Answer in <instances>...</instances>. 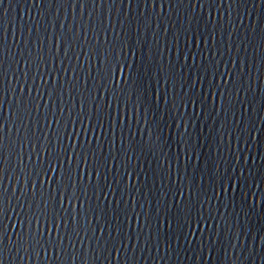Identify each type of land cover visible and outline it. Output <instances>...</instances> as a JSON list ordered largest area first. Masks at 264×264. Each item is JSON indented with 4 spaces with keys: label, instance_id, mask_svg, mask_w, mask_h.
<instances>
[{
    "label": "water",
    "instance_id": "water-1",
    "mask_svg": "<svg viewBox=\"0 0 264 264\" xmlns=\"http://www.w3.org/2000/svg\"><path fill=\"white\" fill-rule=\"evenodd\" d=\"M46 2L44 0L45 5L35 6V0H0V35L9 46V52L17 49L14 59H20L19 51L23 48L24 56L28 55V49L23 43L24 35H28V27L32 28L30 38H33L37 25H40L41 34H44L45 26L50 20L49 31L59 33L60 20L65 19L66 26L67 19L75 21V18L80 17L79 7L74 9L72 4L66 7L61 4L48 9ZM161 3L162 0H156L153 6L149 0L145 10V0H134L131 7L127 0H124L123 7L120 0H115V4L106 3L101 10L97 5V9L93 11L89 2L84 18L87 20L92 13L95 26L89 25L87 36L81 34V44L68 57L64 56L61 48L59 59L56 60L57 64L62 62L69 66V75L73 71L78 75V81H73L76 87L71 93L72 98H69L68 86L65 85L63 89V100L67 102L63 113L60 110L61 90L56 89L55 117L59 118V132L63 143L69 145L68 150L72 151L69 142H75L77 135L81 140L85 137L84 130L80 128L81 121L77 119L74 124L68 118L74 104L72 115L76 116L83 109V122L89 125L87 136L92 138L93 130L95 131L98 139H92V146L97 152L102 147L103 155L100 159H106L110 169L101 172L99 177L95 170L91 177L87 174L84 176L86 185L99 184L103 187V191L99 192V201H106L99 205L104 209L105 215L98 223L93 221V225L88 226V233L91 234L94 227L93 236L103 235L107 238L111 235L116 237L117 244L121 241L129 243L127 249L120 248L119 257L115 249L111 253L105 251L97 261L89 254L88 264H264V124L260 121L264 111L259 110L260 103L264 101V43H261L258 23L264 17V7H255L257 0H239L231 7L222 3V0H215L213 5L205 2L203 8L197 4L191 28V34L200 37L197 46L195 39L186 43L187 37L182 34L188 27L187 15L193 13V9L179 0H163L162 6ZM219 12L222 18L217 16ZM180 16H185L183 27L178 19ZM253 24H256L255 31ZM115 33H119V37ZM204 36L207 37V46ZM120 38L127 43V57H121L122 60H127L123 66L127 83L121 79L120 67L117 65L113 69L112 65L106 66L104 56L100 55L108 51L111 44L118 45ZM209 47L212 52H216L214 58L208 55ZM148 48L156 51L152 63L141 59L142 51ZM47 52L45 41V54ZM52 52H56L55 44ZM205 56L208 58L205 59ZM161 62L164 71L157 72ZM23 65L24 60L20 59V66ZM4 66L7 68L8 63L5 62ZM12 68H19V64L13 62ZM225 69L232 70L236 77L235 87L231 83L227 85L231 89V95L228 91H223L225 84L221 80H229V73ZM60 74H64L63 68L60 69ZM249 74L254 82L245 92ZM19 75L20 80L24 81V72L20 71ZM52 75L55 76L56 73L53 72ZM31 79L29 76V83ZM242 83L244 87L240 86ZM217 87L223 91V101L221 91H216L215 95L209 91L210 88ZM24 95H28L27 91ZM33 95L35 96V89ZM43 98L48 99L47 92ZM36 99L39 100L40 97L36 96ZM241 100L244 102L243 106ZM222 102L228 109L227 113L216 110ZM202 105L205 109L203 112ZM4 107L7 108V103ZM43 108L41 105V109ZM245 108H248L247 118L255 117L260 138L248 141V146L244 148L245 155L237 159L234 155L237 141L239 139L243 144L244 140L234 131L237 128L235 121H240L245 115ZM252 108L258 110L253 112ZM33 111L35 112V105ZM179 113H187L185 119L191 116L187 125L191 143L187 150L184 145L188 137L180 135L185 130V125L181 123L177 131L175 122ZM47 116L52 118L51 106ZM239 126L244 127L243 122ZM51 128L57 129L54 120ZM74 128L80 129L79 133ZM44 129L48 130L47 124ZM7 134L5 129V136ZM15 135L14 128L12 136ZM149 137L152 141H157L159 137L157 142L160 149H140V145L147 143ZM40 139L44 138L41 136ZM88 156L91 159V150ZM126 156H130L131 161H127ZM32 158L35 159V154ZM24 160H28L27 152ZM76 164L74 157L73 167ZM84 164L82 154L79 159L81 169ZM225 173L243 177V181L225 192L220 186V177ZM35 175L33 173V178ZM116 179L121 181L120 185H116ZM8 180L6 175L4 183L7 184ZM12 182L15 183V176L12 177ZM20 182L22 185L25 183L24 175L20 176ZM27 187L30 194L31 182H28ZM9 194L11 195L10 189ZM16 195H20L19 190ZM90 203L97 207L96 194L91 195V202L85 200L86 210ZM7 204L6 199L5 205ZM57 204L59 205V197ZM64 204H68L67 197L64 198ZM27 206L24 205L25 208ZM178 210H191L197 217L207 216L216 244L201 251L195 240L193 244L186 242L177 224L176 217L180 214ZM15 211H20L19 205ZM8 213L4 223L8 225L7 231L14 233L20 228V224L10 206ZM228 223L232 226L231 240L226 236ZM13 224L15 228L12 227ZM63 228L61 225V230ZM150 230L153 238L149 240V246L143 247ZM157 230L159 242L155 239ZM187 230L188 225L184 224L183 231ZM55 231L53 228V233ZM204 231L206 234L208 229L205 228ZM81 235H84L83 231ZM188 235L193 234L188 232ZM199 235V232L195 233V236ZM12 238L15 239V236ZM7 239L6 236L5 242ZM138 239L141 247L133 249L131 244H136ZM65 240L67 241V237ZM233 244L236 245L235 248ZM76 245L80 246L79 240ZM43 255L45 260L38 261L37 264H65L63 258L55 259V253L53 259H47V254L42 252L41 256ZM19 256L20 253H17L15 260L9 258L5 264H25L28 261L27 256L24 261ZM67 264L76 262H72L69 256Z\"/></svg>",
    "mask_w": 264,
    "mask_h": 264
},
{
    "label": "snow or ice",
    "instance_id": "snow-or-ice-1",
    "mask_svg": "<svg viewBox=\"0 0 264 264\" xmlns=\"http://www.w3.org/2000/svg\"><path fill=\"white\" fill-rule=\"evenodd\" d=\"M91 2L93 6V11L97 9L99 5V10L104 8L106 3L115 4V0H47L46 5L48 9H51L53 5L63 4L65 7L68 4H72L74 9L79 7L81 14L79 19L75 18V21L68 20L65 26V19L60 20L61 31L58 33L55 30L49 31L48 21L45 26L46 31L44 34L40 32V25L36 26V35L30 38L32 33V28L28 27V35H24V46L28 49V55L24 56V48L20 49V59L24 60V65L20 66V59H14L17 54V49L9 52V46L5 42L2 35H0V264H5V261L9 258L15 260L17 258V253H20V260L24 261V257H28V261L25 264H37L38 261L45 260V257L41 256V253L47 254V259H53V253H55V259L60 260L63 258L65 264H67L68 257L71 256L72 262L75 261L76 264H88L87 257L89 254L92 256L94 261L100 260L105 251L111 253L113 249L117 252V257L121 255L120 248L127 249L129 243L117 244L116 237L105 238L101 236H93L95 232L94 227L91 234L88 233V226L93 225V221L99 222L101 218L105 215V211L100 204L105 202L99 201V192L103 191V187L99 184H85L84 176L87 174L91 177L93 170L96 171V176L99 177L101 172L110 171L107 165L106 159L102 160L100 157L103 155V150L97 152L92 146V139H98L93 130V137L89 138L87 136V128L89 125H85L83 122V109L76 116L72 115L75 105L73 104L72 111L69 112L68 118L75 121L79 119L81 121L80 128L84 130L85 137L83 140L77 135L75 142L70 141L72 151H69V145L63 143V137L59 132V118L55 117V109L57 105L56 89L61 90V112L63 113V108L67 106V102L63 100V89L65 85L68 86L69 98L76 84L73 83L74 80L78 81V75L73 71L72 75L68 74V65H64L62 62L57 64L56 60L59 59V53L61 48L64 50V56L68 57L69 54L81 44L80 36L83 33L87 36L89 25L95 26L93 24V15L89 14L87 20L84 18V11L87 9L88 3ZM121 7H123L124 0H120ZM129 7L134 2V0H127ZM149 0H145V10H147V4ZM181 3H185L188 8L193 9V13L187 15L188 27L184 29L183 35L187 37L186 43L195 39L197 46L200 42L199 36H193L191 34L192 19L194 18V10L196 5L199 4L201 8L205 2L210 5L215 4V0H179ZM239 0H222V3L227 4L231 7L233 4H237ZM153 6L156 0H151ZM163 3V0H162ZM161 3V6H162ZM45 5L44 0H35V6ZM255 7H264V0H257ZM120 9H118L119 11ZM218 17H221L219 12ZM52 18L54 19L52 13ZM178 19L181 20V27H183V21L185 16H180ZM103 22V15H102ZM251 23V22H250ZM260 24V34L261 43H264V17L258 22ZM197 27H199L197 25ZM256 24H253V31H255ZM139 35V32L137 31ZM119 37V33H115ZM155 39V35H153ZM205 44L207 46V37H203ZM144 40H147V35L145 34ZM179 42V37H177ZM45 41L47 43L48 52L45 54ZM143 44L144 41H141ZM53 44H55L56 52H52ZM157 50H159L157 46ZM104 56L105 65H112L113 69L118 65L121 69V79L127 83V76L124 74L123 66L127 63L126 59H121V57H127V43L123 42V38H120L119 44H111L108 51L100 53ZM156 55V51L152 48H148L146 51H142L141 59L147 60L152 63ZM209 56L215 57L216 52H212L209 47ZM99 59V56L97 57ZM208 56H205L207 59ZM5 62L8 63L6 68ZM19 64V68L13 69L12 63ZM114 62V63H113ZM33 65H35V70H33ZM64 69V74H60V69ZM20 71L24 72V81L20 80ZM164 67L161 62L157 72H163ZM229 73V80H221L225 84V89L223 91H228L231 95V89L227 87L229 83L236 86L235 74L230 69H225ZM55 72L56 75L53 76L52 73ZM11 73V75H9ZM31 76V83L28 82V77ZM223 76V73H221ZM243 71L241 70L240 77L242 78ZM39 77V80H37ZM13 80L15 83H13ZM254 80L251 74H249L247 79V87H245V92L252 87ZM244 87L242 83L240 85ZM33 89H35V96L33 95ZM27 91L28 95L25 96L24 93ZM209 91L215 95L216 91H221L219 87L216 89L210 88ZM223 91H221L222 101H223ZM48 93V99L45 100L44 94ZM239 92V88H237ZM206 95V93H205ZM36 96L40 99L37 100ZM95 99V98H93ZM7 103V108L4 107ZM243 106V100L240 101ZM33 105H35V112L33 111ZM41 105L44 106L41 109ZM51 106L52 118L49 119L47 116V111ZM251 107V105H249ZM205 109L203 105L201 106V111ZM219 111H225L227 113L228 109L224 107L222 102L220 107L216 109ZM257 108H252L253 112H256ZM259 110L264 111V101L259 105ZM248 108L244 109L245 115L241 117L240 121H235L237 128L234 131L239 133L240 137H243L244 143L241 144L239 139L236 145V151L234 155L237 159L245 155L244 148L248 146V141L259 139L260 132L257 131V125L255 122V117L251 119L247 118ZM187 113H179L178 119L175 121L177 125V131H179L180 124L185 125V130L180 132L181 137H188L185 141V150L188 149L191 143V133L187 129L188 123L191 121V116L185 119ZM227 119V117H226ZM43 120V123L41 121ZM53 120L57 124V129H52L51 125ZM261 124H264V115L260 116ZM243 122L244 127H240V123ZM91 122H89L90 124ZM231 123V122H229ZM48 125V130L44 129V125ZM15 128L16 135L12 136V130ZM5 129H7V136H5ZM21 129L23 131H21ZM74 130L79 133L80 129ZM256 132L254 136L253 133ZM44 139L41 140L40 137ZM55 137V139H53ZM159 137H157V141ZM157 141H152L149 137L147 143L141 144L140 149L144 150L147 148L148 151H156L160 149V145ZM17 145H19V151H17ZM79 146V147H77ZM89 150L92 151V157L89 159ZM136 148L133 147V152ZM231 151V150H230ZM27 152L28 160H24V155ZM35 154V159L32 158ZM84 156V168L81 169L79 166L80 156ZM76 158L77 164L75 167L72 165L73 158ZM127 161H131L130 156L125 157ZM65 161H67V166L65 167ZM127 168V164L125 165ZM59 168V172L57 169ZM12 170L11 172L9 170ZM33 173H36L33 178ZM42 173V174H41ZM9 177L8 183H4V177ZM25 176V183L22 185L20 182V176ZM130 175V173H129ZM15 176V183L12 182V177ZM45 181H47V187H45ZM243 177L234 176L233 174L225 173L220 177V186L225 192H227L229 187H236L241 184ZM28 182L32 184V190L29 194V189L27 187ZM116 185H120L121 181L119 179L115 180ZM39 185V187H37ZM134 187V185H133ZM9 189L11 190V195L9 194ZM19 190L20 195L17 196L16 193ZM83 193V194H82ZM97 195V207H99V212L97 207L90 206L86 210L84 207L85 200L91 202V195ZM219 193H217L218 195ZM57 197H59V205L57 204ZM67 197L68 204H64V198ZM131 198V197H130ZM7 199L8 204L5 205V200ZM15 201V203H13ZM27 204V208L24 205ZM19 205L20 211L16 212L15 208ZM13 208V215L17 217V221L20 224V228L14 233H9L7 231L8 225L4 223L5 216L9 215L8 207ZM71 209V213H69ZM179 215L176 217L179 229L183 232L186 238V242L193 244L194 240L199 243L200 250L203 251L205 248H211L216 244V239L211 230L212 225L207 223V216H194L191 210L184 211L178 210ZM139 215V214H138ZM182 217V218H181ZM159 219V218H158ZM25 220L27 225H25ZM33 221H35V226H33ZM147 223V220H146ZM163 224V221H160ZM184 224L188 225V230L183 231ZM61 225L64 226L61 230ZM15 228V225H12ZM141 229L143 226H140ZM231 224L228 223V232L226 233L227 239H232ZM53 228L56 229L53 233ZM207 228L208 231L205 234L204 229ZM81 231L84 235H81ZM47 232V236H45ZM188 232L193 235L189 236ZM199 232L200 235L197 237L195 233ZM15 236V239L12 236ZM8 237L7 242H5V237ZM67 237V241L65 240ZM153 238V233L149 231V236L144 241L143 247L149 246V240ZM155 239L159 242V230L155 234ZM264 239V238H262ZM80 241V246L77 247L76 241ZM87 241V245H85ZM178 243H181L178 241ZM237 243H239L237 239ZM82 244V246H81ZM133 249L141 247L139 239L136 244H131ZM236 245L233 244V248Z\"/></svg>",
    "mask_w": 264,
    "mask_h": 264
}]
</instances>
